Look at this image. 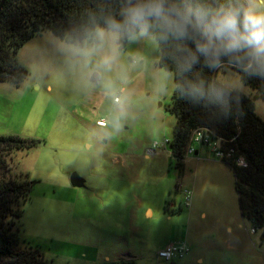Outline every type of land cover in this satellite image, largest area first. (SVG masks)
I'll return each instance as SVG.
<instances>
[{
    "label": "rangeland",
    "instance_id": "obj_1",
    "mask_svg": "<svg viewBox=\"0 0 264 264\" xmlns=\"http://www.w3.org/2000/svg\"><path fill=\"white\" fill-rule=\"evenodd\" d=\"M254 2L264 11V0ZM99 29L103 38L96 31L82 44L36 33L17 53L25 80L0 82V136L40 141L13 155L12 175L33 181L21 240L51 264H264L263 231L241 216L231 168L196 143L200 153L180 168L162 145L176 124V83L159 65L156 36L124 41ZM216 80L255 96L231 68ZM254 102L264 120V101ZM74 172L83 188L71 185ZM181 243L184 257L158 256Z\"/></svg>",
    "mask_w": 264,
    "mask_h": 264
},
{
    "label": "trees",
    "instance_id": "obj_2",
    "mask_svg": "<svg viewBox=\"0 0 264 264\" xmlns=\"http://www.w3.org/2000/svg\"><path fill=\"white\" fill-rule=\"evenodd\" d=\"M172 2L215 8L228 0ZM237 2L243 3L233 0ZM128 3L129 0H7L0 12V82L19 85L25 80L27 71L18 62L17 53L36 33L48 29L64 41L82 44L81 36L84 39L94 36L99 28L108 29L106 22L111 18L120 20ZM149 33L159 42V65L175 75L176 92L168 109L176 117L169 142L171 156L182 168L189 138L199 128L207 129L214 140L225 141L235 157L242 156L246 162L243 167L232 161L222 162L233 171L241 216L249 221L252 230L263 231L264 240V120L256 113L254 102L257 98L264 101V76L250 75L242 63L231 57L210 67L196 53L192 38H164L155 26ZM127 39L123 34V40ZM190 54H196L198 62L189 69ZM225 68L237 71L255 96L219 83L217 72ZM39 143L18 135L0 136V264H51L21 240L20 220L30 201L33 181L28 175L11 172L13 155Z\"/></svg>",
    "mask_w": 264,
    "mask_h": 264
},
{
    "label": "clouds",
    "instance_id": "obj_3",
    "mask_svg": "<svg viewBox=\"0 0 264 264\" xmlns=\"http://www.w3.org/2000/svg\"><path fill=\"white\" fill-rule=\"evenodd\" d=\"M121 17L106 22L114 35L122 33L136 39L155 26L164 38H192L196 53L210 67L231 57L242 63L243 70L250 75L264 76V11L258 10L254 0H228L215 8L202 3L182 5L172 0H129ZM96 34L103 38L105 33L97 29ZM196 62L198 56L190 54L188 68ZM102 63L110 65L112 57H104Z\"/></svg>",
    "mask_w": 264,
    "mask_h": 264
},
{
    "label": "built area",
    "instance_id": "obj_4",
    "mask_svg": "<svg viewBox=\"0 0 264 264\" xmlns=\"http://www.w3.org/2000/svg\"><path fill=\"white\" fill-rule=\"evenodd\" d=\"M117 100V99H116ZM97 125L101 127L106 126V121L104 119L97 121ZM170 141L165 140L162 145L169 144ZM192 143L201 144L203 146H206L210 149V152L212 155L220 160H227L232 161L238 166H246L245 159L242 156L235 157L234 151L231 149H228L225 146V141L221 139L214 140L207 129L205 128H199L192 132L188 144L185 148L186 154H196L195 148L192 146ZM156 148L159 146V144H154ZM191 204V192L187 191L185 192V206L190 207ZM254 231V230H253ZM189 249L188 246L185 243L181 244H170L161 249L158 252V256L167 261L170 262L174 258H182L188 253Z\"/></svg>",
    "mask_w": 264,
    "mask_h": 264
},
{
    "label": "water",
    "instance_id": "obj_5",
    "mask_svg": "<svg viewBox=\"0 0 264 264\" xmlns=\"http://www.w3.org/2000/svg\"><path fill=\"white\" fill-rule=\"evenodd\" d=\"M7 0H2L0 3V12L3 9V6ZM79 40H83V37L81 36ZM92 81L97 82L98 81V75L94 74L91 78ZM70 183L74 187L83 188L85 186V180L76 172L72 173L70 175ZM169 264H176L174 261L170 262Z\"/></svg>",
    "mask_w": 264,
    "mask_h": 264
},
{
    "label": "crops",
    "instance_id": "obj_6",
    "mask_svg": "<svg viewBox=\"0 0 264 264\" xmlns=\"http://www.w3.org/2000/svg\"><path fill=\"white\" fill-rule=\"evenodd\" d=\"M195 150H196V149H195ZM196 152H197L196 155L200 153V151H198V150H196ZM230 230H231V229L228 228V231H230Z\"/></svg>",
    "mask_w": 264,
    "mask_h": 264
}]
</instances>
